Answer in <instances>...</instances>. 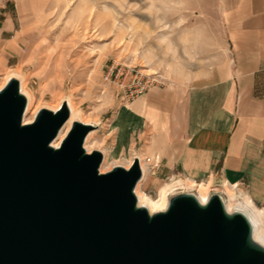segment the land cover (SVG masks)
Instances as JSON below:
<instances>
[{
    "label": "water",
    "instance_id": "water-1",
    "mask_svg": "<svg viewBox=\"0 0 264 264\" xmlns=\"http://www.w3.org/2000/svg\"><path fill=\"white\" fill-rule=\"evenodd\" d=\"M20 79L0 89V264H264V244L241 210L214 190L171 193L165 209L140 205L141 160L102 173V151L85 143L96 125L64 101L24 121Z\"/></svg>",
    "mask_w": 264,
    "mask_h": 264
},
{
    "label": "rangeland",
    "instance_id": "rangeland-1",
    "mask_svg": "<svg viewBox=\"0 0 264 264\" xmlns=\"http://www.w3.org/2000/svg\"><path fill=\"white\" fill-rule=\"evenodd\" d=\"M226 13L220 0H0V89L20 79L33 99L28 120L70 99L76 120L96 125L90 152L129 168L141 143L125 111L152 90L220 70L230 55ZM144 162L138 191L150 200L178 181L224 192L210 176L187 179L179 167Z\"/></svg>",
    "mask_w": 264,
    "mask_h": 264
},
{
    "label": "crops",
    "instance_id": "crops-1",
    "mask_svg": "<svg viewBox=\"0 0 264 264\" xmlns=\"http://www.w3.org/2000/svg\"><path fill=\"white\" fill-rule=\"evenodd\" d=\"M220 2L230 20L221 69L152 90L125 111V125L139 134L133 159L179 167L187 179L210 176L264 208V0Z\"/></svg>",
    "mask_w": 264,
    "mask_h": 264
},
{
    "label": "bare ground",
    "instance_id": "bare-ground-1",
    "mask_svg": "<svg viewBox=\"0 0 264 264\" xmlns=\"http://www.w3.org/2000/svg\"><path fill=\"white\" fill-rule=\"evenodd\" d=\"M9 79H10V77H8L6 79L4 85L8 82ZM22 91L24 92L23 84H22ZM28 99H29V103H28L26 116H25V119H24V121L26 123H30L33 120V119L32 120H28V114L31 111L32 102H33L32 96H29ZM66 101L68 102V105H69L70 110H71V117L68 120V122L65 124L63 129L61 130L57 140L54 142L55 146H59L61 141L65 138V136L69 132V130L71 128V125H72V122L80 117V113L77 112L74 109V106H73L72 102L70 101V99H68ZM94 133H95V131H92L88 135L86 143H85V148L87 149L88 152H90V144H91L90 142L92 140V137L94 136ZM103 153L105 155V160H104V163H103V165L101 167V172L102 173L105 172L106 170L111 169L115 165V163L110 162L108 154L106 152H104V151H103ZM131 164H132V161H130V163H128L129 166ZM141 165H142V169H143L144 175H143L142 181L138 184V186L136 188V194H137V197H138V200H139V204L143 205V206H146L151 212H155V211H159V210L165 209L167 204H168V196L171 193L179 191V190H184V189H193L194 190V189H196L199 192L200 198H201L202 201H205L208 198L209 190L207 189V187H202L200 185L197 186L196 184L189 183V182L184 184L181 181L174 182L173 184H171V185L167 186L166 188L162 189L160 191L159 199L157 201L150 200V199H148V198H146L144 196H141L139 194V191H138L139 187H140V184L144 180H146V177L148 176L147 163L144 162L143 158H142V161H141ZM234 189L235 188L233 186H229V185H227V186L225 185V188H223L224 193L226 194V196L228 198V200H227L228 209L229 210L238 209V210H241L243 212H246L250 216V218L252 219V221H253V223L255 225V237H256V239L258 241H260L262 244H264V210L259 209L256 206V204L245 193H243L241 191L238 192V193H234Z\"/></svg>",
    "mask_w": 264,
    "mask_h": 264
},
{
    "label": "built area",
    "instance_id": "built-area-1",
    "mask_svg": "<svg viewBox=\"0 0 264 264\" xmlns=\"http://www.w3.org/2000/svg\"><path fill=\"white\" fill-rule=\"evenodd\" d=\"M142 90H144V87H142ZM134 93H132V95H133ZM262 210H264V208L262 209Z\"/></svg>",
    "mask_w": 264,
    "mask_h": 264
}]
</instances>
